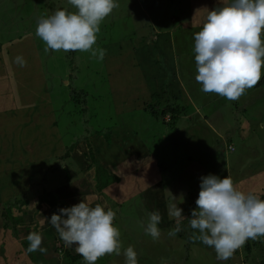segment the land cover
I'll list each match as a JSON object with an SVG mask.
<instances>
[{
  "label": "rangeland",
  "instance_id": "obj_1",
  "mask_svg": "<svg viewBox=\"0 0 264 264\" xmlns=\"http://www.w3.org/2000/svg\"><path fill=\"white\" fill-rule=\"evenodd\" d=\"M117 2L94 46L106 50L101 61L89 52H45L36 36L40 17L71 10L67 0H0V185L9 193L0 204V219L7 213L5 226L0 222V255L26 264L28 247L17 257L14 245L36 231L46 239L48 258L62 264L69 246L56 242L50 217L71 207L70 196L94 193L93 205L116 212L115 224L127 240L120 255H105L96 264H125L129 246L139 264H241L245 255L252 264H264V237L249 241V253L243 246L232 258L218 260L214 248L190 239L199 233L189 226L204 174L216 171L223 178L224 171L245 192L264 189V68L258 84L239 100L205 93L195 79L194 44L175 33L187 38L200 31L221 0ZM17 56L27 61L25 67ZM100 167L113 173L108 183L116 188L118 178L124 188L135 172L137 192L130 187L116 192V202L102 200ZM1 193L6 192L0 188ZM151 199H158L162 212ZM169 204L186 217L174 237L168 235L175 227ZM153 210L163 218L155 241L144 230Z\"/></svg>",
  "mask_w": 264,
  "mask_h": 264
},
{
  "label": "clouds",
  "instance_id": "obj_2",
  "mask_svg": "<svg viewBox=\"0 0 264 264\" xmlns=\"http://www.w3.org/2000/svg\"><path fill=\"white\" fill-rule=\"evenodd\" d=\"M67 7L57 8L37 22L35 34L48 51L89 52L103 61L106 50L94 47L101 24L119 7L117 0H67ZM222 6L208 12L205 23L195 33L196 81L205 93H215L229 101L239 100L258 84L264 68V0H221ZM25 67L27 61L16 57ZM197 207L192 210L189 226L198 230L190 237L214 248L218 260H228L251 240L264 237V199L255 192H245L231 175L201 177ZM168 215L175 218V227L168 233L174 237L182 230L186 218L183 209L168 205ZM116 212L107 205L82 200L61 208L50 217L65 246L75 251L85 264H96L105 255H120L121 231L114 223ZM162 215L148 214L145 233L159 239ZM29 252L46 253L41 247L43 236L33 231L27 236ZM125 264H139L132 246L123 251Z\"/></svg>",
  "mask_w": 264,
  "mask_h": 264
},
{
  "label": "crops",
  "instance_id": "obj_3",
  "mask_svg": "<svg viewBox=\"0 0 264 264\" xmlns=\"http://www.w3.org/2000/svg\"><path fill=\"white\" fill-rule=\"evenodd\" d=\"M22 156H24V155H22ZM20 162H21V164L23 165L24 164V162L23 161H21L20 160ZM15 163H18V162H15ZM130 175L132 174V176H130L132 179H130V181H127V182H125V186H124V188H122V186H121V184L123 183V180H122V178H118L117 179V182H116V184H118V188H116L115 187V183L114 184H109L108 183V185L107 186H105L101 191H98L99 192V194L101 195V199L102 200H104V201H110L111 202V200L112 201H115L116 202V199H115V195H116V192H118V193H127L128 192V189L130 188V187H132V188H134V191H133V194L134 193H136L137 192V190H138V188H139V183H138V181H139V179H140V176H137L136 178H135V172H133V171H131L130 173H129ZM13 181L12 182H15V179H12ZM149 183H151V180H149L148 181ZM0 188H1V190H3V191H5L6 193L5 194H3V193H1V195H0V204L1 205H3L4 203L3 202H7V200H8V186L5 184L4 186H2V185H0ZM12 189H14V187H12ZM20 189V187L19 186H17V187H15V190L16 191H18ZM70 194V192H68V194H67V196ZM71 194H75V192H74V190H71ZM70 194V195H71ZM132 194V195H133ZM14 195V194H13ZM36 196L35 197H37L38 199H44L43 197H42V195L40 194V191H37V193L35 194ZM59 195V194H58ZM131 195V196H132ZM15 199V195L14 196H12L11 197V199ZM34 198V197H33ZM95 198H97V196L94 194V193H92L91 195H89V194H84L83 193V197H77L76 198V196H70L69 197V204H71V205H74V204H77V203H79V202H81L82 200H84V201H86V202H88V203H90V205L91 206H94L93 205V201H94V199ZM27 198H24V202L22 203V205L24 204H27L26 202H27ZM30 201H32V200H30ZM34 201H36V200H34ZM63 201V199H60V201H59V204L60 205H62L63 203H61ZM52 204V203H51ZM150 205H153V206H155L156 205V207L157 208H159V211L160 212H162V210H161V208H160V204H159V202H158V199H156V201L154 202L153 201V199H151V202H150ZM53 206H55V205H53ZM154 211V210H153ZM13 214H15V212L13 213ZM12 214V215H13ZM17 215V214H16ZM1 216H2V218H4V220H2V219H0V222L2 223H4V226H5V222L7 221L6 220V216H7V213H5V210H4V213H2L1 214ZM162 220H163V218H162ZM117 220H116V218H115V221H114V223L116 222ZM166 224V222L164 223V225ZM122 240V242H126L127 240L125 239V238H123V239H121ZM27 241V242H26ZM28 240L26 239L25 241H24V243H22V245H20V244H18L17 242H16V244L14 245V248L16 249V248H18V249H20L18 252H17V257H20L21 255H23V251H24V247L26 246V247H29V244H28ZM46 242V239H44L43 238V242H42V245H41V247H46V246H44V243ZM28 244V245H27ZM72 246H75V245H72ZM76 247V246H75ZM74 247V248H75ZM0 248H3V247H0ZM72 249V248H71ZM71 250H70V254H71ZM26 254H29L30 256H29V260H27L26 259V264H28L29 262H32V263H34V264H39L41 261H42V259H44V261H43V263L44 264H54V261L53 260H51V259H49L48 257L50 256V254L51 253H41V252H39V251H35V252H29L28 251V249L26 250ZM69 254V257H68V259L67 258H65L64 259V261L62 262V264H75L76 263V261H74V262H72V258H71V255ZM73 254H74V252H73ZM42 258V259H41ZM41 260V261H40ZM0 264H11V262L9 261V256L6 254V252H3L2 253V255H0ZM81 262H82V264H85V261L83 260V258H81V260H80ZM16 264V263H15ZM18 264H24L23 263V261L22 262H20V259H18Z\"/></svg>",
  "mask_w": 264,
  "mask_h": 264
},
{
  "label": "trees",
  "instance_id": "obj_4",
  "mask_svg": "<svg viewBox=\"0 0 264 264\" xmlns=\"http://www.w3.org/2000/svg\"><path fill=\"white\" fill-rule=\"evenodd\" d=\"M199 31V29H197L194 33H190L189 34V36L186 38L185 36L183 37V36H181L180 34H178L177 32L175 33V37L176 38H178L179 40H183L182 42H184V43H187V44H189L190 42L191 43H193V44H195V33L196 32H198ZM185 38V39H184ZM182 45V44H181ZM181 45H178V48H179V51H180V46ZM175 52V54L177 53L176 51H174ZM178 54V53H177ZM259 84H261V83H259ZM262 85V84H261ZM72 147H74V145H72ZM69 154V152H67L66 153V155H68ZM94 159H95V157H94ZM218 171V170H217ZM214 172H216V171H213V173L212 174H215ZM223 174L225 175V176H227L228 174L227 173H224V171H223ZM208 174H204L203 176H207ZM215 175H217V174H215ZM202 176V177H203ZM218 176H220V174H218ZM69 177H70V175H68V179H69ZM100 177V180L102 181V183L101 184H98V191H101L105 186H107L108 185V181H109V179H111L112 177H113V173L112 172H110V171H107V170H104V171H102V168L100 167L99 169H98V174H97V178H99ZM107 184V185H106ZM260 196H261V199H264V189H262V192L260 193ZM28 202V201H27ZM75 205V204H74ZM70 206H73V205H71L70 204ZM55 207H56V205H55ZM54 214V213H53ZM53 229V225H52V227H51V230ZM62 239L60 238V236H59V238H58V240L56 241V242H59V241H61ZM249 241H251V242H253L254 244H255V242L257 241V240H251V239H249L246 243H245V245H244V248L246 249V252L247 253H249V251H250V249H251V244H250V242ZM27 242V241H26ZM46 243V242H45ZM72 248V249H71ZM71 248H69V247H67L66 248V250H62V252L64 253V254H67L68 255V257H69V249L72 251H74V254H73V251L71 252V258H72V262H74V261H77V260H81V258H83L80 254H78L74 249V247H71ZM65 251V252H64ZM47 253H48V251H47ZM68 257H67V259H68ZM42 259V258H41ZM45 259V258H44ZM44 259H42V261L39 263V264H44L43 263V261H44ZM65 259V258H64ZM243 260H245V262L244 263H241V264H252V263H250L249 261H248V255H245V258L243 259Z\"/></svg>",
  "mask_w": 264,
  "mask_h": 264
}]
</instances>
